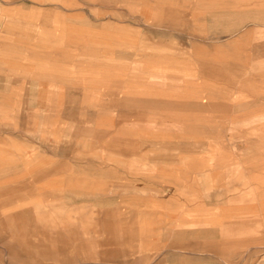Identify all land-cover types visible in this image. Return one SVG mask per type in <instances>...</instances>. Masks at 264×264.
<instances>
[{"label":"rangeland","instance_id":"374dc122","mask_svg":"<svg viewBox=\"0 0 264 264\" xmlns=\"http://www.w3.org/2000/svg\"><path fill=\"white\" fill-rule=\"evenodd\" d=\"M26 1H0V18L78 10L103 22H79L94 46L78 61L83 99L27 102L21 84L0 102V264H264V0ZM168 98L170 111L150 103ZM187 157L207 174L190 177L188 217L182 178L150 175L154 159L191 175ZM169 190L176 207L156 205Z\"/></svg>","mask_w":264,"mask_h":264},{"label":"crops","instance_id":"0c3cea01","mask_svg":"<svg viewBox=\"0 0 264 264\" xmlns=\"http://www.w3.org/2000/svg\"><path fill=\"white\" fill-rule=\"evenodd\" d=\"M3 3V7H5L6 10H21L27 6L28 1L26 0H0ZM51 2V0H49ZM54 2L51 3L53 6H56L57 0H53ZM39 3L42 4V8L44 9V4H46V0H38ZM48 2V3H50ZM219 6H221V2L218 3ZM15 6V8H13ZM23 10V11H24ZM28 11V9L26 8ZM14 16V15H13ZM81 15L78 13V10H69L66 11L63 15L62 13H54L53 17L47 16L46 14H38L37 16H34L30 18V21L28 18L24 17L23 15L20 17H11L10 15H5L4 17L0 18V102L6 103L7 101H16L11 97L12 94V88L19 85L26 86V98H23L25 101H33L34 99L37 100H44V101H59V102H73L77 101L78 97L80 96L83 99V95L78 93L76 91V82L77 78L76 75H80V73L83 74V71L86 72V67L81 66L79 61L80 56L87 57L89 54V46L92 45V40L89 42L87 40V36L89 34H92V31L84 30V27H81L79 25V22L85 23L87 27H94V25H101L100 23L103 22L102 19H96V20H88L87 17L81 19L79 18ZM18 22L19 24L16 26L20 27H13L11 29L8 24H5L7 22ZM30 22V23H29ZM47 22H53V24H50L49 26L46 25ZM49 32L51 36H54L56 40L53 42L46 41V33ZM94 32V31H93ZM14 35L13 39L9 38V35ZM95 35V34H94ZM108 38H120L121 36H116V34H106ZM94 37H100L101 38H107L103 32L98 33ZM98 42V41H97ZM52 43V44H51ZM90 44V45H88ZM94 47V46H93ZM83 48L85 49V53L78 54V49ZM93 49V48H92ZM101 52L100 49H97L95 53ZM106 54L111 53V51H104ZM95 53H90L95 55ZM116 54V53H115ZM114 59H117V61L121 60L120 56H116ZM92 60V57L90 56V59ZM98 61V60H97ZM86 62V59L85 61ZM169 62V61H168ZM89 64V62L87 63ZM152 66V64H151ZM94 69V68H93ZM215 69V68H214ZM41 73H36L35 71H40ZM81 70V71H78ZM44 71H47L48 73H53V76L47 77ZM56 73V74H54ZM215 74V72H212ZM235 73V72H234ZM231 75V74H230ZM220 76V74H218ZM38 79L37 82H30L32 80ZM90 81V78L87 80ZM141 84V83H139ZM53 85L54 88H53ZM11 86V87H10ZM31 90L33 92L34 97L36 98H30L31 97ZM52 92H55V98H51L53 95ZM208 95V94H207ZM21 100V99H20ZM158 100H150V103H155V106H159L163 108V110L170 111L171 108H173L175 105H173L174 99H166V100H160L162 103L160 105H157L159 103ZM230 102V101H229ZM228 108H231V105H226ZM225 106V107H226ZM222 107V106H217ZM186 108V107H185ZM224 108V107H223ZM8 133H5L6 140L9 136H7ZM5 150L10 151L11 153V147L9 145H2ZM21 158V157H20ZM188 163L187 166L190 167L196 166L197 169L195 172H193L191 175L189 174V168L186 169H178L177 173L175 172V169H169L167 166H172L174 163L172 161H166V163H162L160 159H154L150 161V166H153L152 172H150V175L155 174V177L160 178V176L166 175V173L170 175L178 176L182 178V185L179 187V185L173 186L175 192H181L182 195L188 196L187 200H182V206L186 208L183 209V213L186 211V216L188 217L190 214V208L187 204V201L189 199V191H190V185L189 183L192 181L190 180V177L192 176L193 180L196 181L198 178V181L200 182L203 178H206L207 174L203 171H200V168L205 163H198L197 157L195 158H185ZM123 159H121L122 161ZM231 160V159H229ZM135 163H133L134 169H140L141 162L137 163L138 160L134 159ZM189 161H192L193 163H190ZM121 165H131V163H126V160L122 161ZM219 161L214 162V164H217ZM220 161V165H221ZM6 164L8 163L5 162ZM25 165V163H23ZM22 162L18 165H23ZM231 166V165H228ZM126 168V167H125ZM222 168L214 170L212 173L209 172L210 176L213 177L215 181H221L220 171ZM124 170V169H123ZM126 170V169H125ZM158 170L159 172H157ZM232 172V168L229 169ZM180 171V172H179ZM76 172V170H75ZM80 172V171H79ZM182 172V173H181ZM141 174L139 170H136L134 172V175ZM79 174V173H78ZM131 173H128V176H130ZM10 178L9 176L5 177ZM187 183V184H184ZM177 186V187H176ZM179 188V189H178ZM263 191L262 196H264V188L261 189L260 192ZM175 192L172 191H166L167 196H165V199H162V197L158 198L160 200L156 201V205H165L166 207H176L173 205L175 203L173 201L174 198H176ZM252 192L250 190H244V195H242V198H245L246 196L252 197ZM166 195V194H165ZM245 196V197H243ZM236 198V199H235ZM235 199V200H234ZM234 199L230 201V208H233L230 212H232L236 206L234 205L235 201H237V197L234 196ZM160 201L161 204L158 202ZM247 204L245 202V208L251 207L255 208V204L253 202L248 201ZM250 203H253L250 205ZM204 207H209L206 206ZM188 209V210H187ZM220 218V217H219ZM231 219V218H230ZM219 220V219H218ZM221 222V220H219ZM238 222V221H235ZM232 227V225H229ZM246 232L252 230L247 224L246 227H244ZM255 228V227H254ZM233 230V231H232ZM259 230V229H255ZM227 234H234L237 233V229H232L230 232L226 230ZM221 234V233H219ZM219 243H214L216 245H222V241H215Z\"/></svg>","mask_w":264,"mask_h":264},{"label":"bare ground","instance_id":"6f19581e","mask_svg":"<svg viewBox=\"0 0 264 264\" xmlns=\"http://www.w3.org/2000/svg\"><path fill=\"white\" fill-rule=\"evenodd\" d=\"M124 56H126V55H124Z\"/></svg>","mask_w":264,"mask_h":264}]
</instances>
